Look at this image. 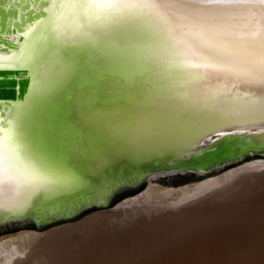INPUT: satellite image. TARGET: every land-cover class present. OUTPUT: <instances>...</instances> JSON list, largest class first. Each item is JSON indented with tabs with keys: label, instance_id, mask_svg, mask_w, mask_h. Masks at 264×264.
I'll use <instances>...</instances> for the list:
<instances>
[{
	"label": "snow or ice",
	"instance_id": "1",
	"mask_svg": "<svg viewBox=\"0 0 264 264\" xmlns=\"http://www.w3.org/2000/svg\"><path fill=\"white\" fill-rule=\"evenodd\" d=\"M17 3L15 31H0V72L26 73L31 88L22 102L0 101V195L10 192L0 198V214L45 199L72 211L102 196L107 184H89L70 158L102 151L92 142L103 137L138 147L162 130L170 108L240 115L209 102L238 100L244 85L259 90L244 94V115L264 121V24L238 33L230 23L240 6L264 0ZM221 79L235 81L232 89L213 82Z\"/></svg>",
	"mask_w": 264,
	"mask_h": 264
},
{
	"label": "bare ground",
	"instance_id": "2",
	"mask_svg": "<svg viewBox=\"0 0 264 264\" xmlns=\"http://www.w3.org/2000/svg\"><path fill=\"white\" fill-rule=\"evenodd\" d=\"M25 2L30 3V0ZM2 5V11H16L15 19L6 15L0 31L9 33L10 25L15 31L19 19L17 11H22V5L17 0H4ZM262 10L264 5L258 3L240 6L231 14L234 19L230 23L238 33L259 32L264 24ZM15 38H9L7 42L14 43ZM13 46V49L18 47L15 43ZM213 82L229 89L235 83L231 79ZM30 88L29 79L23 99L11 104L22 102L29 95ZM238 89L241 93L238 100L226 103L225 97H219L209 103L229 113L236 109L240 115H221L212 107L176 106L168 110L162 130L142 137L138 147L129 148L122 146L119 138L110 140L103 137L92 142L102 143V151L70 158L72 166L80 167L89 184L97 187L107 184L102 196H89L74 210L105 200L113 191H131L139 185L142 177L149 184L145 192L147 201L143 202H154L155 199L156 206L138 208L136 205L140 202L135 201L131 203L135 207L119 211L111 218L93 215L80 223L43 235L25 233L5 240L0 242V264H264L263 156L253 153L243 155L240 160L251 159L252 162L246 163L234 174L179 189L157 188L158 196L155 197L151 193L155 189L149 183H170L182 174L199 179L237 163L239 159H224L204 170L177 166L229 140H236L234 150L238 146L250 145L264 149V131H261L264 121L244 115V94L259 90L244 85H238ZM9 115L11 113L5 108V118ZM152 116L155 117V113ZM230 129L237 132L220 135ZM240 129H256V132L238 133ZM217 132V140L210 142L212 134ZM259 153L264 155L262 150ZM116 164L120 166L117 168ZM111 166L102 181H91L101 170ZM151 170L158 172L149 174ZM135 172L138 176L132 178ZM4 195H10V192L0 195V198ZM69 212L61 211L59 205L54 206L52 200L45 199L37 207L22 213L0 214V229L27 224L43 227L47 219ZM32 242L34 244L29 253L23 257Z\"/></svg>",
	"mask_w": 264,
	"mask_h": 264
},
{
	"label": "water",
	"instance_id": "3",
	"mask_svg": "<svg viewBox=\"0 0 264 264\" xmlns=\"http://www.w3.org/2000/svg\"><path fill=\"white\" fill-rule=\"evenodd\" d=\"M3 2L4 0L3 1L0 0V4H2ZM6 15H9L13 18L15 17V11L14 10L2 11V9L0 8V30L3 28ZM12 28L14 30V27ZM8 44L12 45L11 47L14 48L13 46L14 43H8ZM28 85H29V78L26 73L22 74V73H18L15 71L0 72V101H3L6 104H11L14 101H21L27 92ZM3 112H4V109H3ZM236 132H237L236 129H230V130L223 131L224 135H231V134H235ZM244 132L254 134L256 132V129H249V131L246 129H240L238 131V133H244ZM217 135H219V132L213 133L211 139L208 138L209 140H211L210 142L216 141ZM235 144H236L235 139L223 142L220 146L216 148L212 147L210 148V150L202 152L199 157L188 159L185 162H182L177 166H182V167L189 166L190 169L191 167H197L198 169L200 168V170H204V169L210 168L215 163H218L224 159H229V160L239 159L240 160V157L246 154H250V153L259 154L260 156H263V154L259 152L261 150L264 151V149H259V148H256L250 145V146H245V147L238 146L237 150H234L233 148H235ZM116 166L118 168L120 164H116ZM139 167L144 168L145 166L139 165ZM75 168L81 171L79 166L75 165ZM111 168L112 166L104 168L103 170L99 172V174L96 177L92 178L91 181L92 182H97V180L102 181L103 178H105V175L110 172ZM192 169H195V168H192ZM155 172H158V171L151 170L149 174H152ZM137 176L138 174H136L135 172L133 173L131 177L135 178ZM145 181L146 179L142 177L141 182H139V185L143 184ZM124 190L125 189L113 191V193L108 195L105 200L96 201L94 205L87 204L72 212L70 211L69 213H64V215L62 216H59L56 218L54 217L49 218L45 221V223H43L42 226H45L57 220L71 221L75 219L76 217H78L80 213H82L84 210L88 208H100V207L108 206L109 204L113 203L117 198L122 196L124 193L130 192V191H124ZM34 226L38 227V224Z\"/></svg>",
	"mask_w": 264,
	"mask_h": 264
},
{
	"label": "rangeland",
	"instance_id": "4",
	"mask_svg": "<svg viewBox=\"0 0 264 264\" xmlns=\"http://www.w3.org/2000/svg\"><path fill=\"white\" fill-rule=\"evenodd\" d=\"M243 160L244 159L238 161L237 163L233 165H229V166H226L225 168H221L219 171L214 172L212 174H208L205 177H200L199 179L198 178L194 179V178H191L189 176H185L184 174H182L179 178H175V179L173 178L170 183H167L166 181L164 182L163 181H151L149 183H152L151 186L153 187V189H155L154 192L152 191L151 193L153 197H155V196H158V193H157L158 191L156 190L157 188L160 190L179 189L181 187H185L188 185L202 183L207 179L223 177L226 174L227 175L234 174L238 169L242 168V166H244L246 163L252 162L250 161L251 159H248L245 161ZM148 186H149L148 182L145 181L143 184L138 185L136 188H134V190L124 193L122 196L117 198L113 203L109 204L108 206L100 207V208H88L84 210L82 213H80L78 217H76L75 219L71 221L57 220V221L51 222L40 228L35 227L34 225L32 226L31 224H27L24 227L13 226V227L0 229V242H3L8 239H13L25 233H39L43 235L44 233L52 231V230H57V229H61L64 227H68V226L80 223L84 219L90 216H93V215H102L104 217L111 218V216H115L116 214H118L119 211L130 210L133 207H135L131 204L132 202H135V201L140 202V204L138 203V205H136L138 208L143 207V205L145 207L147 205L149 207H152V206L154 207L157 205V203L155 202V199H153L154 202H151L150 200L149 202H143L144 200L147 201L145 197L146 196L145 192L148 189ZM152 203H155V204H152ZM41 211L42 210H40V213ZM33 244L34 242H32L30 246L26 249V253L23 257H25L29 253L28 251H30V248L33 246Z\"/></svg>",
	"mask_w": 264,
	"mask_h": 264
}]
</instances>
